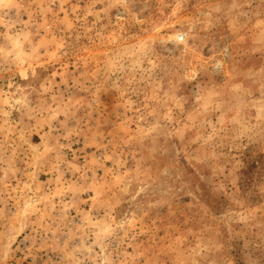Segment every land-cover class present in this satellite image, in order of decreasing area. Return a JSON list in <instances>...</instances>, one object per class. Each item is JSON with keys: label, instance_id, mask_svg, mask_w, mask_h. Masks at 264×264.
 <instances>
[{"label": "rangeland", "instance_id": "rangeland-1", "mask_svg": "<svg viewBox=\"0 0 264 264\" xmlns=\"http://www.w3.org/2000/svg\"><path fill=\"white\" fill-rule=\"evenodd\" d=\"M0 264H264V0H0Z\"/></svg>", "mask_w": 264, "mask_h": 264}, {"label": "built area", "instance_id": "built-area-1", "mask_svg": "<svg viewBox=\"0 0 264 264\" xmlns=\"http://www.w3.org/2000/svg\"><path fill=\"white\" fill-rule=\"evenodd\" d=\"M4 92H5V91H4ZM3 95L7 96V95H8V93H5V94H3Z\"/></svg>", "mask_w": 264, "mask_h": 264}]
</instances>
